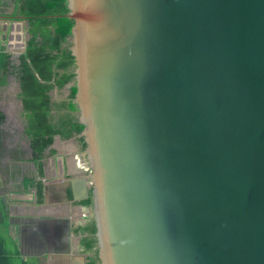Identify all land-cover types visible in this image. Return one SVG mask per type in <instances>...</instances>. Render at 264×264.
<instances>
[{"label": "water", "instance_id": "1", "mask_svg": "<svg viewBox=\"0 0 264 264\" xmlns=\"http://www.w3.org/2000/svg\"><path fill=\"white\" fill-rule=\"evenodd\" d=\"M66 6L99 264H264V0Z\"/></svg>", "mask_w": 264, "mask_h": 264}, {"label": "trees", "instance_id": "2", "mask_svg": "<svg viewBox=\"0 0 264 264\" xmlns=\"http://www.w3.org/2000/svg\"><path fill=\"white\" fill-rule=\"evenodd\" d=\"M12 14L27 21L29 38L23 52L18 55V63H11L10 54L0 51V83L5 82V74L11 70L18 79L22 102L25 113L24 133L29 141L30 160L36 164L39 175L42 174L41 160L45 150L53 153L49 148L54 135L69 138L74 133H79L82 124L73 115H64L61 109L71 113L76 111L72 101L76 87L73 83L74 63L70 52V29L73 19L66 16L68 8L66 0H13ZM72 82L68 88L66 101L53 102L48 91L52 88L61 89L66 83ZM56 109L57 113L51 112ZM82 145H85L79 136ZM37 202L43 198L42 185L36 184ZM84 206H91L90 190L88 196L81 200ZM7 213L0 206V224H5ZM74 232L86 231L89 235L81 237L80 243L84 251H92L87 256V264H94L97 258L96 238L94 236L95 223L73 225ZM5 239L0 232V264H29L27 261L20 263L18 252L11 253L5 248Z\"/></svg>", "mask_w": 264, "mask_h": 264}, {"label": "crops", "instance_id": "3", "mask_svg": "<svg viewBox=\"0 0 264 264\" xmlns=\"http://www.w3.org/2000/svg\"><path fill=\"white\" fill-rule=\"evenodd\" d=\"M11 7V9L14 7L13 0ZM18 87V83L13 85L12 83H0V206L7 213V222L0 224V232L5 239V248L11 250L13 255L17 250L20 263L27 261L29 264H85L89 255L84 253L86 251L79 244L78 236L67 235L68 246L64 247V244L60 246L57 243L61 238L57 237L54 232L56 225L54 221L56 220L52 222L51 220H45L44 231L47 230L50 233L45 237L42 233V226H40L42 222L39 219L41 217L68 218L70 224L76 223L84 214V208L76 203L73 205L72 203L58 202L64 200L66 193L64 191L66 188H62L59 184L69 179L85 176L76 174L70 178L61 177V157H57L58 164L56 165L54 161L52 163L48 160L44 163V159H42V174L39 175L36 164L34 163V167L33 161L29 157L32 162L29 168L36 172L37 180L32 186L34 190H24L25 165L23 158L17 154L19 151L21 152L19 149L23 146L21 135H25L23 132L24 116L20 117L21 114H18L20 109V100L17 98ZM6 103L9 105L8 111L13 123H15L14 129L16 131L7 124L2 123L1 114L4 110L3 105ZM59 141V139L56 140L55 144L51 146L54 152H58L55 154H68L66 152H69L73 145L66 144L65 141ZM53 153L48 152V157L53 156ZM55 169H59V175L55 174ZM37 182H40L43 187L48 184H57L52 190L45 189V196H43L41 203L37 202L35 193ZM79 186L77 187L79 188ZM66 247H68V251L65 250Z\"/></svg>", "mask_w": 264, "mask_h": 264}, {"label": "rangeland", "instance_id": "4", "mask_svg": "<svg viewBox=\"0 0 264 264\" xmlns=\"http://www.w3.org/2000/svg\"><path fill=\"white\" fill-rule=\"evenodd\" d=\"M12 0H1L0 1V51L7 52L10 54V59L11 63L17 64L18 59L17 56L23 52V48H25V44L27 39L29 38V34H27V22L26 20H23V18H19L15 15H13L12 12ZM20 44V45H19ZM7 78L9 81L13 84H16V79L14 78V75H7ZM62 91V90H61ZM60 92V91H59ZM63 92H65L63 90ZM59 97V96H58ZM20 117H23L22 114ZM15 130V129H14ZM16 131V130H15ZM14 131V132H15ZM22 140H23V146L20 147L19 157L23 158V162L25 165L24 169V190L25 191H31L34 190L32 186H34L36 182V176L34 170L30 169L31 167V161L29 160L30 157V149L28 147V138L26 135H21ZM64 143L66 144H72L73 146L71 149H69V152L67 151L64 154L61 153V156L66 157L67 165L71 168L68 167V173L69 175H76V174H81L86 177L87 185L91 188V180L88 178V173H89V168L87 165V161L84 156V151L81 150L80 147V141L78 139L72 138L70 140H66ZM57 145V144H56ZM58 153V152H57ZM70 154V155H69ZM72 154V155H71ZM58 154H54L53 156L46 157V154L44 155V163L46 161H54L55 156ZM75 157V159H73ZM54 158V159H50ZM57 162V161H56ZM53 163V162H52ZM34 164V162H33ZM28 167V168H27ZM35 167V164H34ZM36 169V168H35Z\"/></svg>", "mask_w": 264, "mask_h": 264}, {"label": "flooded vegetation", "instance_id": "5", "mask_svg": "<svg viewBox=\"0 0 264 264\" xmlns=\"http://www.w3.org/2000/svg\"><path fill=\"white\" fill-rule=\"evenodd\" d=\"M16 16V15H15ZM19 18H21V17H19ZM22 19V18H21ZM23 20H25V19H23ZM27 22V21H26ZM27 30V29H26ZM27 34H28V32H27ZM17 58H18V56H17ZM7 75H14V78L17 80L16 81V83H18V85H19V82H18V79H17V77H16V75L14 74V73H12L11 72V70H9V71H7V73L5 74V77H4V79H5V82H4V84L6 83H8V84H10L11 82L9 81V79L7 78ZM74 80V79H73ZM71 84H73L72 82H68V83H66L61 89H57V88H52L51 90H49L48 91V94H49V96H50V100L51 101H53V102H60V101H66L67 99H68V97H67V94H68V88H69V86L71 85ZM19 88V93H20V87H18ZM62 90V91H61ZM63 90L65 91V92H63ZM60 91V92H59ZM19 93H18V100H20V109L18 110V114L20 115V114H22L23 116H24V125H25V113H24V111H23V108H22V102H21V98H20V96H19ZM59 96V97H58ZM9 105L6 103L5 105H3V112H2V114H1V116H2V123H4V125H8L10 128H12V129H14V127H15V123H13V121H12V119H11V115L9 114L10 112L8 111L9 109ZM51 112H53V113H57V111H56V109H52L51 110ZM60 112L61 113H64V115H66V114H68V115H73L74 117H76L77 118V113H76V111L74 112V113H71L70 111H68L67 109H61L60 110ZM23 132H24V126H23ZM25 134V133H24ZM57 136H58V138H59V142H62V141H66V140H70V139H72V138H75L76 137V139H78L79 140V136H81L80 135V132L79 133H74L71 137H69V138H61L58 134H56ZM82 137V136H81ZM82 140H83V137H82ZM55 141H56V138H55V135H54V139H53V142H52V144H55ZM80 141V140H79ZM84 141V140H83ZM85 143V142H84ZM51 144V145H52ZM72 145H73V143H72ZM80 147H81V150L82 151H84V148H85V145H82V143H81V141H80ZM49 148H51V146L49 147ZM49 152V150L47 149V150H45V152H44V155L46 154V157H48V155H47V153ZM57 151H55L54 152V154L56 153ZM66 155V154H65ZM84 156H85V154H84ZM57 157H60V155L58 154L57 156H55L54 158H55V160H54V162H55V165L56 164H58L56 161H57ZM44 158V157H43ZM61 165H62V168H61V174L58 172L59 171V169H55V174H60V175H62L61 177H63V178H70L71 176H73L72 174L71 175H69V173H68V165H67V161H66V157L65 156H61ZM55 178H56V176H55ZM89 178V177H88ZM85 179H86V177H85ZM90 180V179H89ZM87 181V180H86ZM88 182V181H87ZM91 188L87 185V190L89 191ZM44 190H45V188L42 186V192L44 193ZM36 191H37V188L35 187V193H36ZM43 196H44V194H43ZM36 198H37V196H36ZM43 199V198H42ZM85 199V198H84ZM81 200H83V199H80V200H77L76 202L75 201H72L71 203L74 205V203H76L77 205H81L83 208H84V214L78 219V221L76 222V223H72V224H70L69 225V231H68V229H66V226H60L59 225V223H56V225H55V235L58 237H60L61 239H62V237L64 236H67V235H69V234H72V235H74V236H78V242H79V244L81 245V243H80V239H81V237H84V236H87V235H89V233L88 232H86V231H81V232H77V233H75L73 230H72V227H73V225H85V224H87V223H89L90 222V218H93V215H92V212H91V206L90 207H88V206H84V205H82L81 203H80V201ZM39 203H41V202H39ZM94 219V218H93ZM95 223V222H94ZM62 228V229H61ZM67 231H68V234L66 235V233H67ZM85 254H87V255H92V251H87V252H84ZM85 264H87V262L85 263ZM94 264H99V262H98V260L97 261H95L94 262Z\"/></svg>", "mask_w": 264, "mask_h": 264}]
</instances>
